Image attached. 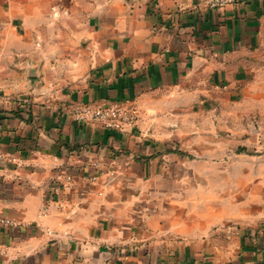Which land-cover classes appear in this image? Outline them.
Segmentation results:
<instances>
[{
    "label": "crops",
    "instance_id": "crops-1",
    "mask_svg": "<svg viewBox=\"0 0 264 264\" xmlns=\"http://www.w3.org/2000/svg\"><path fill=\"white\" fill-rule=\"evenodd\" d=\"M112 100L127 131L73 113ZM232 104L264 113V0H0V264H264V228L176 189Z\"/></svg>",
    "mask_w": 264,
    "mask_h": 264
},
{
    "label": "rangeland",
    "instance_id": "rangeland-1",
    "mask_svg": "<svg viewBox=\"0 0 264 264\" xmlns=\"http://www.w3.org/2000/svg\"><path fill=\"white\" fill-rule=\"evenodd\" d=\"M212 109L210 113L205 112L212 116V120L205 118L196 127L212 138L195 143L212 144L216 152L204 156L183 149V164L187 163L185 167L188 169L177 172V175L188 180L197 179L198 183L176 189L188 196H198L200 209H204L207 203L215 207L224 205L232 214L244 216V224L264 228V113L245 114L240 122L225 121L223 117L227 114L246 111V108L241 104H232L228 109L222 108L221 112ZM178 145V141L174 142L175 148ZM185 147L188 146L181 145V148Z\"/></svg>",
    "mask_w": 264,
    "mask_h": 264
},
{
    "label": "built area",
    "instance_id": "built-area-1",
    "mask_svg": "<svg viewBox=\"0 0 264 264\" xmlns=\"http://www.w3.org/2000/svg\"><path fill=\"white\" fill-rule=\"evenodd\" d=\"M244 0H206L209 8L220 9L227 5H239ZM73 113L78 120L99 122L106 127L118 131H127L133 127L139 116L138 108L133 103L120 100H112L107 103L94 104L83 103L74 107ZM5 158V154L0 150V159ZM73 176L67 174L63 186L72 181Z\"/></svg>",
    "mask_w": 264,
    "mask_h": 264
}]
</instances>
